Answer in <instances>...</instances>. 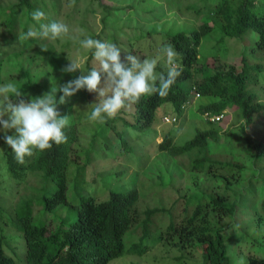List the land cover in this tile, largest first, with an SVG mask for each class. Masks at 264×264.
Instances as JSON below:
<instances>
[{"label":"trees","instance_id":"16d2710c","mask_svg":"<svg viewBox=\"0 0 264 264\" xmlns=\"http://www.w3.org/2000/svg\"><path fill=\"white\" fill-rule=\"evenodd\" d=\"M38 1L18 0L11 5L12 10L7 16L0 15V29L8 26L18 35L22 31L28 32L32 25H36L37 30L40 31V24H44L48 18L49 21H57L46 13L45 8H39ZM181 1L183 0H170V3L176 5ZM203 1L206 3L201 5L193 2L185 7L191 12L192 17L206 14V19L197 27L191 30L180 29L170 34L160 32L159 35L162 36L165 46L172 45L179 53L182 74L177 78L166 98L153 94L142 97L138 104H134V118L130 124L139 129L151 128L158 108L167 103L173 106L176 114L172 117H176L178 121L186 114L187 108L194 104L195 90L203 96L214 98L209 103L199 105L198 109L203 116L206 112L220 114L229 107L241 109L243 122L240 135L248 142L243 149L258 166L259 163L264 162V143L252 144L246 130L257 120L259 124L264 125V0ZM53 4L57 11L58 1ZM104 7L106 15L103 20L107 24L113 15V10L130 9L132 5L120 7L104 4ZM14 9L17 10L16 13ZM37 9L46 14V18L39 22L33 20L31 15ZM156 10L160 12H154ZM162 12L163 9L160 7L158 9L156 6L155 9L143 14L146 18L149 15L150 18H156ZM19 25L22 26L21 29ZM252 31L257 34L255 44L247 45V48L252 49L253 52L245 51L240 60V69L235 64L212 65L215 61L201 60L200 47L206 36L214 32L221 34L220 45L225 38L231 40L243 36L249 37ZM114 43L119 48L123 45L117 38L114 39ZM161 48L162 46H159L152 51L156 54ZM138 49L128 50V53L136 56L140 53ZM90 52L89 59L93 58V53ZM214 55V59L219 56L218 52ZM91 60L87 63L88 71L93 69ZM1 65L0 62V72H2ZM53 71L54 80L62 74L56 69ZM156 72L166 75V63H159ZM33 75L35 76V73ZM196 75L199 76L197 79ZM40 79V77L36 80L30 79L26 85L38 87ZM49 90L44 89L46 92ZM59 95L61 93L58 92L57 99ZM25 98L28 99L27 96ZM60 106L58 105L59 111ZM258 117H262V122L257 119ZM121 118L123 116L119 114L115 119H108L106 125L116 123ZM204 118L209 124L221 121H210L205 116ZM75 121L76 119L70 121L69 126L64 129L68 137L66 144L53 145L51 150L37 152L31 158L26 157L27 162L23 165L16 161L10 146L6 149L5 165L13 180L22 183L30 173H34L32 176L43 178L47 183L54 182L55 186L52 191L36 189V192L33 191L25 198L20 200L17 198L13 201L12 212L3 207L5 199L0 196V264H109L111 260L126 252L143 255L149 250L150 246L144 244V240H148L151 236L154 217L166 212L167 209L158 206L139 207L140 191L134 183L123 181L125 174L122 171L114 175V178L122 182L110 187L105 199L99 200L89 192L86 179L87 167L96 158L82 160L78 152L80 134ZM230 132L229 130L227 133H222L215 127L198 128L196 135L182 144L177 143L171 133H167L158 143L159 149L175 160L186 154L193 155L188 172L192 175V183L201 193L196 199L191 196L186 197L188 205L185 206L183 215L171 217L165 229L158 234V239L166 240L168 244L176 246L183 251L182 255L197 246L202 252L203 264H233L229 241L245 236V228L251 226L244 221L245 213L240 214L242 207L249 205L252 209L256 208L258 215L253 216L250 222L264 220V216L258 212L259 206L262 205L264 208V199L259 201L257 191L247 202L236 197L238 191L232 186L241 181L248 170L246 161L233 158V153L230 151L228 153L232 155L225 153L222 155L217 148L220 146L218 140L222 134ZM122 135L118 133L121 144L124 149L130 150L129 141ZM234 142L236 145L233 147L236 150L234 152L241 154L240 151L243 149L239 151L237 142L232 139V144ZM73 163H75L74 196L69 190V169ZM222 170L226 172L222 174ZM262 173L261 170L260 174ZM202 175L208 185L205 188L203 187L205 184L199 183ZM219 176L223 179L222 182ZM214 179L217 182H214ZM209 182L211 184H208ZM186 195L187 193L184 197ZM64 206H68L65 212L61 211ZM226 218L231 222L222 225V221ZM52 222L55 223L53 227ZM133 227L142 233L141 241L127 247L124 238ZM6 229L9 234H6ZM231 231L233 232L230 235ZM10 239L14 240L10 241ZM249 253L247 257L250 264H264V253ZM182 260L183 256L180 255L178 261Z\"/></svg>","mask_w":264,"mask_h":264},{"label":"rangeland","instance_id":"374dc122","mask_svg":"<svg viewBox=\"0 0 264 264\" xmlns=\"http://www.w3.org/2000/svg\"><path fill=\"white\" fill-rule=\"evenodd\" d=\"M56 1L59 3L57 11L53 4ZM17 2L18 0H0V15L7 16V13L12 10L11 5ZM38 2L39 8H45L47 14L69 26V37L62 40L40 37L24 40L22 37L27 31H22L17 35L8 26L0 29V62L2 63L0 85L13 83L21 88L28 99L35 98L36 94L38 96L43 95L46 92L44 89H51L55 85L56 87L62 86L69 80L78 77L80 75L79 70L75 73H63L61 71L70 63V60H84L85 72L88 71L87 63L91 59L93 68H99L94 57L89 59L90 50L83 49L79 43V40L85 37L112 43L117 38L123 43L120 46L122 54L128 53V50L139 48L137 51L140 53L136 56L141 60L160 55L159 63L165 64L166 58L163 57V54L160 51H156V54L152 51L156 47L162 46L163 48L165 46L162 36L159 35L160 32L170 34L180 29L191 30L206 19L205 13L198 17H192L191 12L185 9L188 4L193 2L201 5L206 3L202 0L201 2L200 0H183L176 5H171L170 0H39ZM104 4L120 7L132 5V9L113 10V15L105 24L103 20L106 15ZM156 6L158 9L159 7L163 9L162 14L156 18H150V15L146 18L143 13L155 9ZM16 11L14 9L15 13ZM154 12L159 13L160 10ZM49 19L45 23L52 22ZM21 27L19 25L20 29ZM31 28L39 32L36 25H32ZM220 35L214 32L206 36L200 47L201 60L215 61L212 65L235 64L240 69V60L245 51L253 52L252 49L247 48V45L255 44L257 34L252 31L249 37L243 36L231 40L225 38L219 45ZM41 47L48 49L45 51ZM217 52L219 56L214 59V54ZM53 69L62 73L58 79L54 80ZM32 73H35L36 77ZM63 75L64 77H62ZM39 77L41 78L40 86L26 85L28 80H36ZM198 77L196 75L195 78ZM213 99L211 96L202 95L200 99L187 108L186 114L182 118L172 123L165 122L163 117L165 115L172 117L176 112L170 103L164 104L158 108L153 126L146 129H139L130 124L134 118V104L121 110L120 114L123 118L109 126L106 123L104 126L89 121L88 116L92 107L94 103L98 102V93H89L84 89L67 98L66 102L59 107L61 115H67L69 121L76 119L75 122L80 134L78 152L82 160L96 158L87 167L86 179L89 192L99 200L105 199L108 196L109 188L122 182V180L114 178L116 172L122 171L125 174L123 181L130 182V184L134 183L140 191L139 207L158 206L167 209L166 212L159 213L154 217L151 236L148 240H144V244L150 246L146 253L138 255L126 252L111 260L109 264H203L202 252L197 246L182 255L183 251H180L176 246L168 244L166 240L158 239V234L165 229L171 217L183 215L184 208L188 205L186 204V197L191 196L196 199L197 195H201L200 189L192 183V175L188 172L193 155L186 154L175 160L159 149L158 143L167 133H171L174 140L182 144L193 138L198 128L215 127L222 133H227L230 130L229 134H222L218 140L220 143V146L217 147L219 153L232 155L228 153L230 151L233 153V158L245 160L248 166V170L244 173L241 181L232 185L238 191L236 197L249 202L257 191L259 201L264 199V168H261L264 167V162L259 163L258 166L255 165L243 149L248 145V142L240 135L243 122L241 109L229 107L225 110L224 119L216 124H209L198 107L200 104L209 103ZM257 119L262 122V117ZM118 133L123 134L124 136H122L129 141L130 150L124 149ZM246 133L250 135L252 144L264 143V125L259 124L258 120L246 130ZM8 134H12V132L10 131ZM3 136V131H0V196L5 199L3 207L12 212L13 201L17 198L18 200L25 198L33 191L36 192V189L52 191L55 184L54 182L47 183L43 178L39 179L37 176H32L34 173H30L22 183L13 180L5 165L4 154L8 146ZM232 139L237 142L239 151L243 149L240 151L241 154L234 152L233 147L236 145L235 142L232 144ZM74 167L75 163L69 169V190L72 196H74L73 184L75 185ZM261 170L263 171L262 174H260ZM226 171L222 170L221 172L223 174ZM200 177V185L205 184L203 187H207L206 178L203 175ZM210 182L212 183V180ZM210 182L208 184H211ZM214 182L217 180L214 179ZM186 193L187 195L184 197ZM67 207L64 206L61 211L65 212ZM240 211V214L244 215L245 213L244 221L247 224L250 223L251 226L245 228V236L238 240L229 241L231 256L233 257V264H250L247 257L249 252L264 253V220L256 223L250 222L254 218L253 216L258 215L255 207L252 209L246 205ZM258 212L264 216L262 205L259 206ZM52 213L55 214V212ZM7 214L9 216V213ZM230 222L231 220L226 218L222 221V225H228ZM52 223L53 227L55 223ZM254 232L256 234H253ZM9 233L6 229V234ZM141 237L142 233L133 227L125 235L126 246L129 247L135 242L141 241ZM12 240L14 239H10V241ZM180 255L183 256L182 261H178Z\"/></svg>","mask_w":264,"mask_h":264},{"label":"clouds","instance_id":"9594fccd","mask_svg":"<svg viewBox=\"0 0 264 264\" xmlns=\"http://www.w3.org/2000/svg\"><path fill=\"white\" fill-rule=\"evenodd\" d=\"M31 15L37 22L46 18L45 12L40 9L33 11ZM69 33L67 24L52 21L40 24L39 32L30 28L22 39L40 37L62 40L69 37ZM79 43L83 49L92 51L99 64L98 69L85 72L84 60H70L61 71L75 73L79 70L78 77L29 99L13 83L0 85V131H3L6 145L10 146L16 161L21 165L27 162L26 157L31 158L37 152L51 150L53 145L68 142L64 129L69 126L70 121L67 115H61L58 105L64 104L67 98L79 90L98 93V102L94 103L88 119L104 124L108 119H115L121 110L138 104L142 97L158 94L159 97L166 98L182 74L180 55L172 45L160 49L166 58L165 75L156 72L160 55L141 60L131 53L122 56L121 49L112 42L85 37ZM41 49L46 51L48 48ZM58 92L61 93L59 99ZM10 131L12 134H8Z\"/></svg>","mask_w":264,"mask_h":264},{"label":"built area","instance_id":"2783aa9c","mask_svg":"<svg viewBox=\"0 0 264 264\" xmlns=\"http://www.w3.org/2000/svg\"><path fill=\"white\" fill-rule=\"evenodd\" d=\"M193 93H195V99H194V102H195L196 100L200 99V97H202V94L199 93V92H197V91H195V90H194ZM204 116H205L208 120H210V121H219V120L224 119V117H225V111H223V112L220 113V114H213V113H211V112H206V113L204 114ZM163 119H164L165 122H168V123H172V122H176V121H177V118H176V117H170L169 115H165V116L163 117Z\"/></svg>","mask_w":264,"mask_h":264}]
</instances>
